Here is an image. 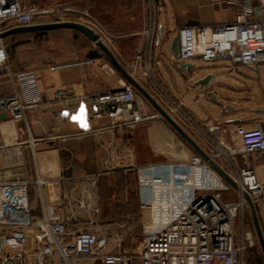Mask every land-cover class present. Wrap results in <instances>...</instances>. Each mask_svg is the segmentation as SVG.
<instances>
[{"label": "crops", "instance_id": "0c3cea01", "mask_svg": "<svg viewBox=\"0 0 264 264\" xmlns=\"http://www.w3.org/2000/svg\"><path fill=\"white\" fill-rule=\"evenodd\" d=\"M27 1L41 6L64 1L78 10L89 6L105 31L100 34L103 43L118 63L129 73V65L135 62L137 82L205 153L220 143L238 144L236 125L258 121L264 127L263 66L250 71L195 60L190 62L192 68L185 69L170 52L178 29L227 24L239 10L237 5L227 0ZM67 21L85 23L75 15ZM149 27L152 33L147 36L144 30ZM43 33L65 36L64 41L47 43L54 50L51 56L37 53L33 42L39 62L32 68L17 70L19 66L8 57L13 72L34 73L40 101L19 122L0 113V182H29L28 201L35 223L53 208L63 217L68 233L96 231L105 240L106 250L130 253L137 264L139 224L147 213L139 204L136 168L185 159L191 150L136 91L140 99L136 106L145 117L141 124L122 125L117 106L107 107L109 103L99 116L94 115L92 99L122 91L127 82L86 35L60 29L16 33L2 40ZM18 47L22 52L30 48L27 42ZM138 53L141 58L136 62ZM208 74L212 79L207 86L196 85ZM12 91L9 77L0 74V96ZM114 111L116 116L110 117ZM250 164L264 184V154L251 157ZM226 197L233 200L236 195ZM255 207L264 236V197ZM235 231L240 238L248 232L256 241L248 207L237 217ZM40 238L36 229L28 232L26 253L39 249ZM24 262L30 264L26 254ZM42 264L62 262L54 253Z\"/></svg>", "mask_w": 264, "mask_h": 264}, {"label": "built area", "instance_id": "2783aa9c", "mask_svg": "<svg viewBox=\"0 0 264 264\" xmlns=\"http://www.w3.org/2000/svg\"><path fill=\"white\" fill-rule=\"evenodd\" d=\"M239 10L234 19L222 25L183 27L178 29L179 56L176 61L204 64L228 63L254 71L264 67V0H227ZM70 15L82 17L102 41L105 33L100 21L91 13L69 7L64 1L41 6L27 0H0V33L14 27L68 22ZM72 22V21H71ZM79 23V22H77ZM152 27L144 30L149 36ZM103 42V41H102ZM136 54L135 61L140 60ZM129 75L137 81L136 64L129 65ZM147 69L143 71L145 74ZM0 74L12 82L13 91L0 96V113L11 121L25 118L26 110L40 101L36 76L32 71L13 72L0 39ZM99 116L106 103L117 104L122 125L144 122L137 108L134 88L126 84L122 91L94 98ZM110 112V117L116 116ZM239 143H220L206 153L237 188L233 189L188 145L190 156L175 161L152 163L136 168L139 204L147 213L139 224L140 249L137 264H246L247 252L254 238L235 231L238 216L247 209L246 193L254 206L264 197V184L256 177L251 157L264 154V127L261 122L236 125ZM27 181L0 182V264H42L57 253L62 264H134L127 252L106 250L105 240L96 231L68 233L60 213L45 210L40 222L33 221L28 201ZM235 194V199L226 195ZM36 229L41 236L39 249L26 253L28 232Z\"/></svg>", "mask_w": 264, "mask_h": 264}, {"label": "water", "instance_id": "95a60500", "mask_svg": "<svg viewBox=\"0 0 264 264\" xmlns=\"http://www.w3.org/2000/svg\"><path fill=\"white\" fill-rule=\"evenodd\" d=\"M72 30L86 35L89 40L101 51V53L107 58L109 63L113 66V68L123 77V79L127 82V84L131 85L134 90L139 93L156 111V113L178 134V136L185 142L187 145L204 161L208 163V165L233 189H236V183L228 177L223 170L209 157L207 154L199 147V145L188 136L184 130L174 121V119L151 97V95L136 81L134 80L128 72L118 63L114 55L107 48V46L98 38V36L87 26L77 23V22H59V23H50V24H39L33 26H22V27H14L9 30L3 31L0 33V39L5 38L6 36L16 34V33H24V32H40V31H51V30ZM170 52L174 55L175 59L179 56V47H178V36L173 37L170 42ZM182 68H192L193 65L190 62H181L177 61ZM212 79V75L208 74L202 79L196 81V85L200 87H205L209 84ZM210 99L218 103L214 94H210ZM117 104L115 102L109 103L107 107L116 108ZM243 198L247 203L248 209L250 211L251 221L254 229V233L256 236V240L261 251V254L264 258V236L262 230L260 228V224L258 221L256 207L251 202L250 198L246 193H243Z\"/></svg>", "mask_w": 264, "mask_h": 264}, {"label": "rangeland", "instance_id": "374dc122", "mask_svg": "<svg viewBox=\"0 0 264 264\" xmlns=\"http://www.w3.org/2000/svg\"><path fill=\"white\" fill-rule=\"evenodd\" d=\"M35 36V37H34ZM28 35V36H21L16 38H11L8 40H5L4 46L7 52V55L9 57V61L11 60L13 63H15L18 67L17 70L23 69V68H32L34 65L37 64L38 59L36 58V54L34 53V50L32 48L33 42L35 43V51L41 55H44L45 57L51 56L53 54L54 50H50L48 46V42L50 40H65V36L58 35V34H51V33H43V34H36V35ZM34 37V38H33ZM24 42L28 43L29 50H26V52H22V47L20 44H23ZM253 253H247V260L246 264H264V258L261 254V251L259 249L257 240H254V247ZM258 257V259H257ZM83 264H88L87 261H84Z\"/></svg>", "mask_w": 264, "mask_h": 264}, {"label": "trees", "instance_id": "16d2710c", "mask_svg": "<svg viewBox=\"0 0 264 264\" xmlns=\"http://www.w3.org/2000/svg\"><path fill=\"white\" fill-rule=\"evenodd\" d=\"M254 251H253V249H250L247 253L249 254H251V253H253ZM257 259H258V257H257Z\"/></svg>", "mask_w": 264, "mask_h": 264}]
</instances>
